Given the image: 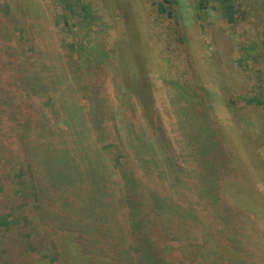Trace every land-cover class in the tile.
<instances>
[{
  "label": "rangeland",
  "instance_id": "obj_1",
  "mask_svg": "<svg viewBox=\"0 0 264 264\" xmlns=\"http://www.w3.org/2000/svg\"><path fill=\"white\" fill-rule=\"evenodd\" d=\"M208 5L212 10L198 20L194 0H0V17L2 10L6 9L9 12L13 10L23 19L26 35L32 42L28 43L29 47L24 44L25 48L31 49L27 55L41 54L42 65L57 69L52 78L54 83L69 84L55 54L56 57L71 55L77 59V67L83 71L86 80L100 81L102 75L94 70L95 66L106 73L103 92H97V85L92 83L96 99L100 98L101 103L108 104L110 117H105L109 121L102 117V129L110 132H104L100 136L102 140L99 135L91 136L89 133L80 136L75 130L67 128L63 113L59 127L67 128L68 132L64 138L57 137L59 142L53 139V146L78 162L80 174L84 175L89 167L83 151L97 141L104 152L100 150V159L111 172L110 179L118 181V171L124 164L125 155H116L114 148H111L114 151L111 153L112 135L117 134L115 139L122 151L133 154L130 156L133 166H137L135 176L141 184L144 205L147 206L144 216L149 227L158 228V246L163 251L171 253L175 259H182L185 264H264V138L261 136L264 121V0H236L235 24L223 18L216 3ZM160 7L164 9L162 13ZM34 8L39 13L33 18ZM2 23L0 19V38L16 43L17 33ZM102 52L113 57L121 74V88L132 91L127 92L128 95L120 97L118 92H113L114 80L109 75L112 65L107 64L105 58L100 61L104 57ZM164 78L186 82V90L193 100L204 97L208 115L224 146L228 147L227 156L234 173L222 172L227 184L220 185V192L224 195L222 201L226 202L221 208L210 210L208 204L197 197L194 190L196 171L184 144L178 118L170 113V102L174 96L165 87ZM60 90V87L56 90L58 100L64 99ZM134 91H138L139 96ZM253 96L263 102L260 105L246 104L245 101ZM224 100L234 101L240 116L239 123L230 117ZM38 101L42 104L43 115L50 118L51 113L45 106L49 98L43 95ZM75 102L83 119L86 99L79 95ZM124 104L131 106L123 109ZM124 117L133 123L132 132L127 130ZM86 123L83 122L84 132H90ZM110 125L115 126L114 133L115 129L107 127ZM159 129L163 130L168 155L176 162L179 173L182 172L179 176L169 167L167 170L165 164L156 167V161L161 162L165 158L155 140ZM213 133L210 127L201 133L204 136L202 154L207 159L212 157ZM141 142L148 145L147 151H143L145 154H155L154 158L148 159L152 164L143 166L135 161L133 144L140 145ZM64 144L65 149L61 148ZM93 172L96 173L94 176L90 174L92 182L100 191L96 192L95 187L87 185L89 200L80 202L86 210L99 216V220L108 214L114 219L116 203H103L105 196L99 195L106 186L99 169ZM175 179L178 190L172 188ZM226 186L229 188L227 194L223 193ZM207 188L211 190L210 183H207ZM72 191L74 187L70 191L51 189L46 199L53 204L49 213L69 212L70 209L62 206L61 202L67 198L72 203L77 195ZM158 196L169 203L165 206L160 203V207L148 203V200L153 201ZM102 205L106 213L102 212ZM10 209L17 210L14 206ZM118 210L121 213L127 211L125 208ZM73 212L78 214L76 210ZM8 216L12 218L11 214ZM27 218L28 215L19 218L20 226H29ZM72 220L78 219L73 216ZM134 223L136 230L139 223ZM101 224L98 229L108 233L111 226ZM4 229V225H0V231ZM28 229L21 231L19 236L22 246L29 247L33 237L29 235V239L23 240ZM67 229L65 233L53 236L42 255L37 251L27 252L21 264H107L124 260L122 257L117 259L116 247L112 244L101 243L102 248H98L100 242L96 240L90 243V248L88 245L84 247L72 241L75 238L72 232L76 231L73 225L69 224ZM99 235L110 238L108 234L94 236L97 238ZM110 236L113 238V234L110 233ZM224 239L230 240L224 242ZM142 243L148 246L145 256L150 260L149 264H155V253L149 249L148 243ZM131 245L132 242H126L119 247L128 249ZM87 249L94 253V259L87 254ZM16 251L2 253L1 250L0 264H15Z\"/></svg>",
  "mask_w": 264,
  "mask_h": 264
},
{
  "label": "trees",
  "instance_id": "obj_2",
  "mask_svg": "<svg viewBox=\"0 0 264 264\" xmlns=\"http://www.w3.org/2000/svg\"><path fill=\"white\" fill-rule=\"evenodd\" d=\"M194 2V10L198 20H201L204 14L212 10L208 4L216 3L221 10V15L228 23L235 24L237 22L234 11L236 0H194ZM212 8L216 9L213 5ZM163 11L164 9L160 7V13ZM32 12L34 18V15L39 13V10L34 8ZM22 15L24 16L23 13ZM0 19H2V25L17 33L18 37L14 44H11L9 40L0 38V225H4L6 228L0 231V251L2 250V253L10 250L13 252L14 249H17L14 257L16 260L15 264L24 263L23 257L27 252L37 251L39 255H42L47 243L51 241L53 236L56 237L57 233H65L68 231V225L72 224L76 229V231L72 232L75 237L72 238V241H76L79 245L84 247L88 245V248H90V243L92 244L97 240L100 242L97 245L98 248H102L101 243H109L112 244L111 246L116 247L115 255L118 257L117 259L122 257L124 260L107 264H142L145 261L149 264L150 260L145 256L148 246L142 242L148 243L150 245L149 249L155 253V264H185L182 259L177 257L175 259L174 255L163 251L158 246L157 234L159 230L155 226L149 227L148 219L144 216V209L147 206L144 205V198L140 188L141 184L135 176L137 166H133L130 156V154L132 156L133 154L129 153V151H122L121 145L116 140L117 134L112 135L110 150L114 148L116 155H125L124 164L118 171V181L110 179L111 172L108 167L103 165L100 159L102 157L100 152L102 148L98 146L97 141L90 149L84 150L85 153L83 151L84 160L89 165L84 175L80 174L81 169L78 162L74 161L70 154L65 156L63 152L57 149L58 147L52 145L53 139L59 142L58 138H64L68 129L75 130L80 136H85L87 133L91 134V136L99 135L98 137L101 140L102 137L100 136L104 132H110V130L105 128L102 129V119L110 117L108 104L101 103L100 98L96 99L97 94L93 89L95 83L97 92L105 90L106 73L100 67L95 66L94 70L97 69L98 73L102 75L100 81L86 80V77L83 76V71H79L77 67V59L71 55L56 57L57 55L55 54V59L60 61V67L64 71V77L69 80V84L66 86L60 82L54 83L52 78L56 74L57 69L55 67L46 68L45 65H42L40 63L41 54L27 55V51L31 49L25 48L24 44L28 45V43L32 42L30 37L26 35L27 31L23 19L21 20V17L13 10L9 12L6 9L2 10ZM22 42L23 45H21ZM102 55L104 57L100 61L103 62L105 58V62L112 65V70L108 74L110 79L112 77L114 80L112 84L113 92L114 90L118 92L120 97L128 95L127 92L132 91L121 88L123 86V83L119 81L121 74L117 71L118 68L115 66L113 57L105 52H102ZM91 69L93 70V68ZM163 82L174 96L170 102V113L178 118L184 144L188 153H190L191 163L196 171L194 190L198 194L197 197L206 202L210 210L221 208L226 202L222 201L224 195L220 192V185L225 186L227 184V178H223L224 173L222 174V172L234 173V168L230 167L231 160L229 162L227 156L226 150H228V147L224 146L219 131L208 115L204 97L199 96L198 100H193L186 90V82H182L180 79L164 78ZM59 87L61 96L64 97L61 100H58L56 95V90ZM135 90L138 89L136 88ZM134 92L139 96L138 91ZM43 95L49 98V102L45 106L51 113L50 118L43 115L42 104L38 101V98ZM79 95H83L87 102L85 109L83 110L82 108L83 119L75 102L76 98L78 100ZM224 102L232 120L239 123L240 116L234 101L224 100ZM245 102L246 104L260 105L263 101L261 98L253 96ZM124 105L122 106L123 109L131 106V104L129 106L128 104ZM262 105L264 106V103ZM132 107L134 108L135 106L133 105ZM63 113L65 118L63 122H66L68 129L59 127L60 120L63 119L61 117ZM106 118L105 120H107ZM144 119H147L145 115ZM124 120L126 121L127 130L132 132L133 123L130 120L128 121L126 117H124ZM84 121L85 123L87 122L86 125L91 133L84 132ZM113 125L107 127L115 129ZM209 127L211 132L214 131L215 140L211 143L213 147L210 150L212 157L207 159L206 155L202 154L204 150L201 144L204 141V136L201 133ZM115 131L116 129L112 133ZM135 134L138 135L139 132L135 131ZM261 136L264 138V121ZM78 138L80 137L78 136ZM155 140H157L156 143L159 146L157 148L165 157L164 161H156V167L159 168L165 164L167 170L169 167L173 173H177V176L180 173L182 174V172L179 173L176 162L168 155L162 129L158 130ZM65 141H62V143ZM65 144L61 145V148L65 149ZM133 145L134 158L137 164L139 163L143 166L152 164L148 159L154 158L155 154H145L143 152L147 151L146 147L148 145L143 142L140 145ZM111 151L113 154V149ZM96 169H99L100 177L106 186L99 195L105 196L104 198L102 197L104 199H102L103 203L107 202L108 205L116 203L117 209L114 211V219L108 214L107 217H102L100 221L99 216L86 210L84 208L85 205L81 203L86 199L89 200L87 185L95 187L96 192L100 191L92 182V175L94 176L96 173L93 171H96ZM158 172L162 177L161 172ZM91 173L92 175H90ZM233 177L235 178L236 175L233 174ZM177 179L172 181V188L178 190L177 185L175 186ZM207 183L211 184V190H207ZM72 186L74 187L72 193L75 192L77 194L75 200H72L71 203L67 198H64L61 202L62 206L68 207L70 211H61L58 215L49 213L53 204L47 202V193H50L51 189L58 188L63 191H70L73 190ZM228 189L226 186L223 193L227 194ZM112 192L114 194L111 197ZM148 201V203L153 205L158 204L159 207L160 203H163V206L169 203V201L160 196L153 201ZM97 202H99L98 199ZM169 205L172 206V203L170 202ZM13 206L17 208L16 211H11L10 208ZM119 208H125L127 211L121 213L118 210ZM74 210L78 211V214H75ZM102 212L106 213L103 205ZM9 214L12 215L11 219H9ZM27 215L26 221L29 222L28 227L30 230L28 229L27 235L23 240L29 239V235L33 236L31 241H29V247L26 245L22 246L23 243H21L19 238L22 234L21 231L28 228L20 226L19 218L22 219V216L26 217ZM73 216L78 220L73 221ZM102 222L111 226L108 233H103L98 229ZM134 222L139 223V227L136 230ZM128 224L132 227L130 228ZM110 233L113 234V238H111ZM95 234H108L110 238H104L103 235H99L96 238ZM227 240L230 239H224V242ZM126 242H132V245L128 249H120L119 245ZM234 243L238 244L239 242L234 241ZM90 250L87 249L86 252L94 259V253H91ZM10 264L13 263L11 262Z\"/></svg>",
  "mask_w": 264,
  "mask_h": 264
}]
</instances>
